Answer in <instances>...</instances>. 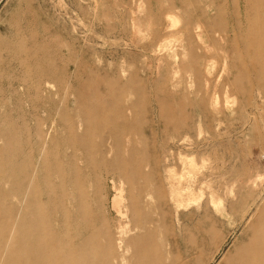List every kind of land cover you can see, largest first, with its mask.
Wrapping results in <instances>:
<instances>
[{"label": "rangeland", "instance_id": "obj_1", "mask_svg": "<svg viewBox=\"0 0 264 264\" xmlns=\"http://www.w3.org/2000/svg\"><path fill=\"white\" fill-rule=\"evenodd\" d=\"M246 1L0 0V264H229L250 242L264 0ZM218 7L210 42L194 26Z\"/></svg>", "mask_w": 264, "mask_h": 264}, {"label": "bare ground", "instance_id": "obj_2", "mask_svg": "<svg viewBox=\"0 0 264 264\" xmlns=\"http://www.w3.org/2000/svg\"><path fill=\"white\" fill-rule=\"evenodd\" d=\"M242 2V3H241ZM237 7L238 10L236 11V14H241V15H247L250 12V6L247 4L246 0H237ZM206 14L209 16V20L211 25L207 27H203V25H195L194 30L197 36L201 37L202 34H206L207 38L211 41L214 40H223L225 39V36L227 35L226 30L224 27H222L220 24L218 25V16H220L221 10L218 7L215 11L214 15H209V10L206 11ZM232 15V14H231ZM229 15V22L233 19V17ZM222 16V15H221ZM233 27V30H237L239 28V23L238 22H233V25H231V28ZM230 28V27H229ZM230 28V29H231ZM242 31V30H241ZM188 34V32H187ZM233 36V35H232ZM188 43V41H187ZM195 57V55H194ZM228 67V66H227ZM230 69V68H229ZM224 67V71H225ZM227 72H230L227 71ZM230 76H227L226 82L230 80ZM225 88L227 87L224 85ZM229 90V87L226 88ZM225 89V90H226ZM1 139V137H0ZM2 150V148H0ZM0 150V151H1ZM130 161H125L123 163L116 161L114 158L113 160H107L106 158L101 159L100 161L97 162H92L95 166H103L106 169H109L108 171H113L114 170H119L123 165L129 164ZM75 168L73 167V164H69V169L68 172L74 174ZM114 181V180H111ZM113 183V182H112ZM114 186V184H113ZM77 229L80 228L79 225L76 226ZM80 232V230H78ZM154 237H150L148 241L152 240ZM147 242V241H144ZM120 243V241H119ZM118 243V244H119ZM134 244L135 246V252L134 255L136 258L142 256L147 257L149 260H152L155 258V256L149 254L145 249H143V244L140 243V241H131V245ZM118 246H121L120 244ZM218 248V247H217ZM89 264H96L97 262L92 260L91 262H88ZM229 264H264V207L261 210L260 214L258 215L257 219L254 221L253 226H252V238L248 244H246L243 247H240L237 251V254L233 258V260Z\"/></svg>", "mask_w": 264, "mask_h": 264}]
</instances>
